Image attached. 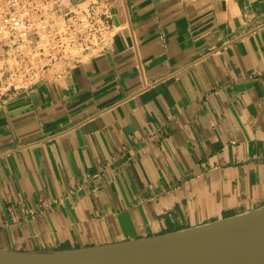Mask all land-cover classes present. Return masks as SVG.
<instances>
[{"label":"crops","instance_id":"0c3cea01","mask_svg":"<svg viewBox=\"0 0 264 264\" xmlns=\"http://www.w3.org/2000/svg\"><path fill=\"white\" fill-rule=\"evenodd\" d=\"M105 2L101 47L0 89V249L91 247L264 208V0Z\"/></svg>","mask_w":264,"mask_h":264},{"label":"water","instance_id":"95a60500","mask_svg":"<svg viewBox=\"0 0 264 264\" xmlns=\"http://www.w3.org/2000/svg\"><path fill=\"white\" fill-rule=\"evenodd\" d=\"M0 264H264V208L181 231L91 247L0 249Z\"/></svg>","mask_w":264,"mask_h":264},{"label":"built area","instance_id":"2783aa9c","mask_svg":"<svg viewBox=\"0 0 264 264\" xmlns=\"http://www.w3.org/2000/svg\"><path fill=\"white\" fill-rule=\"evenodd\" d=\"M111 32L105 0L70 10L57 0H0V89L34 85L50 65L101 47Z\"/></svg>","mask_w":264,"mask_h":264}]
</instances>
